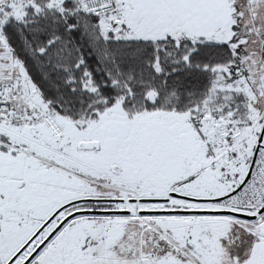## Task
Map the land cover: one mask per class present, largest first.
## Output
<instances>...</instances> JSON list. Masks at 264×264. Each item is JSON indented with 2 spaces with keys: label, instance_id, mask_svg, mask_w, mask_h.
<instances>
[{
  "label": "snow or ice",
  "instance_id": "obj_1",
  "mask_svg": "<svg viewBox=\"0 0 264 264\" xmlns=\"http://www.w3.org/2000/svg\"><path fill=\"white\" fill-rule=\"evenodd\" d=\"M0 264H264V0H0Z\"/></svg>",
  "mask_w": 264,
  "mask_h": 264
}]
</instances>
